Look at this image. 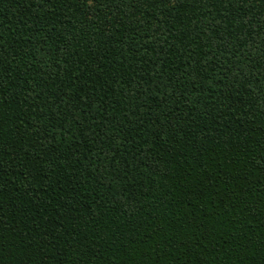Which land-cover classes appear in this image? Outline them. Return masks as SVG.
<instances>
[{
  "label": "trees",
  "instance_id": "16d2710c",
  "mask_svg": "<svg viewBox=\"0 0 264 264\" xmlns=\"http://www.w3.org/2000/svg\"><path fill=\"white\" fill-rule=\"evenodd\" d=\"M0 264H264V0H0Z\"/></svg>",
  "mask_w": 264,
  "mask_h": 264
},
{
  "label": "snow or ice",
  "instance_id": "6c2138e0",
  "mask_svg": "<svg viewBox=\"0 0 264 264\" xmlns=\"http://www.w3.org/2000/svg\"><path fill=\"white\" fill-rule=\"evenodd\" d=\"M90 3H94V0H90Z\"/></svg>",
  "mask_w": 264,
  "mask_h": 264
}]
</instances>
